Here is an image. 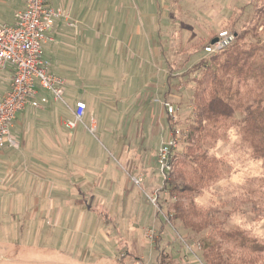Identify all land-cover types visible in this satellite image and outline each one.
<instances>
[{"label": "rangeland", "instance_id": "rangeland-1", "mask_svg": "<svg viewBox=\"0 0 264 264\" xmlns=\"http://www.w3.org/2000/svg\"><path fill=\"white\" fill-rule=\"evenodd\" d=\"M79 1L97 29L93 47L63 76L64 99L87 109L75 130L67 120L56 130L68 108L45 91L44 111L27 107L14 122L16 152L39 172L31 169L25 184L0 177V264H202L200 236L167 222L173 200L158 153L171 137L181 150L196 119L193 68L210 57L198 44L242 28L255 0ZM31 118L35 125L25 127ZM232 150L222 142L215 151L225 178L201 204H226L262 176L259 162ZM82 177L89 184L79 186ZM250 208L226 204L228 227L245 225L264 238V221L254 222Z\"/></svg>", "mask_w": 264, "mask_h": 264}, {"label": "trees", "instance_id": "trees-1", "mask_svg": "<svg viewBox=\"0 0 264 264\" xmlns=\"http://www.w3.org/2000/svg\"><path fill=\"white\" fill-rule=\"evenodd\" d=\"M253 9V18L232 31L235 38L228 47L194 66L196 119L187 127L181 150L173 151V170L165 181L173 200L167 222H179L200 236L202 264H264V238L245 225L229 228L231 213L225 210L226 204L249 205L253 221H264V0H255ZM214 39L198 44L199 49ZM222 142L259 162L263 173L226 204L204 205L198 198L217 191L225 178L226 164L215 154Z\"/></svg>", "mask_w": 264, "mask_h": 264}, {"label": "built area", "instance_id": "built-area-1", "mask_svg": "<svg viewBox=\"0 0 264 264\" xmlns=\"http://www.w3.org/2000/svg\"><path fill=\"white\" fill-rule=\"evenodd\" d=\"M49 1L25 0V9L16 15L13 24H0V68L13 69L9 90L0 96V148L16 145L11 130L21 112L27 107L42 110L48 104V98L41 95L42 92H50L53 100L65 104L67 82L51 72L50 62L42 55V45L47 41L46 34L51 31L53 21L71 20L72 13L63 7H51ZM234 38L232 32L224 31L215 38V44L204 49V53L216 54L228 47ZM164 106L172 116L173 107L168 103ZM86 109L84 102H77L74 119L67 120L65 127L75 130L83 121ZM90 130L93 132L95 126ZM177 144V139L171 137L162 144L158 153L161 172L166 178L172 169L171 160Z\"/></svg>", "mask_w": 264, "mask_h": 264}, {"label": "crops", "instance_id": "crops-1", "mask_svg": "<svg viewBox=\"0 0 264 264\" xmlns=\"http://www.w3.org/2000/svg\"><path fill=\"white\" fill-rule=\"evenodd\" d=\"M49 5L54 8L59 6L63 7L65 10L72 13L71 20L55 19L53 21V27L51 31L46 34L47 41L42 45V55L50 62L51 72L54 75L66 80L63 76H65L69 70L73 72V69H71L69 66L76 65L77 60L85 56V51L93 47L94 43L93 37H91V35L94 34V31L97 28H94L93 24L91 25L89 21L91 20L89 12L86 10V8H84V4H82V2L79 0H72L68 5L67 3H57L55 6L52 5V0H50ZM24 9L25 0H0V15L2 16L3 20L2 23L0 21V24H13L16 20V15ZM106 30L107 28H102V31ZM109 30H111V28ZM1 71L4 75L1 83L4 86L0 88V96L7 93L9 90L13 69L11 67H6ZM66 93L67 89H65V95ZM41 95L48 98L45 91L42 92ZM49 100L50 99L48 98V103ZM77 102H80V100H77L76 103ZM76 103L75 108L68 106L67 103H65L66 107L68 108L66 111L69 113V117H63V119L61 118L59 125L53 123L56 130H58L61 125L64 126L63 123L66 120L74 119ZM35 111L40 112L44 111V109ZM35 116L38 117V115ZM32 119L33 118L30 119L31 121L26 123L25 127H31L35 125ZM38 122L41 121L39 120ZM41 124H45V126L48 125L47 122L44 121L41 122ZM28 129H26V134H28ZM13 140L15 141L14 138ZM16 148H19L20 150V147L17 144L15 146L8 144L0 148V177L5 181L7 180L8 182H11V184L18 182L24 183L30 178V175L34 176L31 172V169H35L34 173H36V171L39 172L37 170V166L30 164L29 158H24L20 153L16 152V150H18ZM24 167H26V169H24ZM77 182L79 186H86L89 184V181L83 177Z\"/></svg>", "mask_w": 264, "mask_h": 264}, {"label": "water", "instance_id": "water-1", "mask_svg": "<svg viewBox=\"0 0 264 264\" xmlns=\"http://www.w3.org/2000/svg\"><path fill=\"white\" fill-rule=\"evenodd\" d=\"M217 42V39H214L211 44H215Z\"/></svg>", "mask_w": 264, "mask_h": 264}]
</instances>
